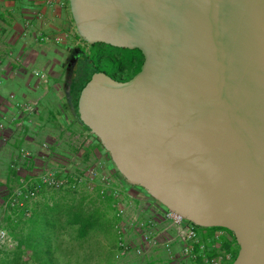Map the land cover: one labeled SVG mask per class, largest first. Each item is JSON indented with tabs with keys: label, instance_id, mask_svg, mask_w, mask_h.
<instances>
[{
	"label": "water",
	"instance_id": "water-1",
	"mask_svg": "<svg viewBox=\"0 0 264 264\" xmlns=\"http://www.w3.org/2000/svg\"><path fill=\"white\" fill-rule=\"evenodd\" d=\"M69 5L84 42L144 57L127 82L94 75L81 125L129 185L196 227L230 231L232 264H264V0Z\"/></svg>",
	"mask_w": 264,
	"mask_h": 264
},
{
	"label": "crops",
	"instance_id": "crops-1",
	"mask_svg": "<svg viewBox=\"0 0 264 264\" xmlns=\"http://www.w3.org/2000/svg\"><path fill=\"white\" fill-rule=\"evenodd\" d=\"M82 44L69 0H0V123L6 127L0 131V223L19 243L27 242L35 233L39 235L69 208L76 207L88 214L99 211L105 220H109L111 229L112 246L105 256V264H114L116 217L108 215L114 209L108 207L107 199L101 200L86 192L45 191L32 203L30 218L24 217L21 208L4 209L13 187L20 181V175H15L10 167L19 146L34 152L40 167L47 161L62 160L60 156L66 153L68 158L73 154L69 139L75 133L83 132L84 128L66 107L65 61L70 51L82 47ZM36 73L45 78L36 76ZM10 95H14L16 101ZM18 102L37 104L39 111L30 115L17 106ZM65 116L68 123H65ZM43 142L49 144L48 155L40 149ZM130 192L134 196L128 202L129 214L138 212L141 217H148L145 209L154 204L152 199L144 193ZM141 207L145 213L143 209L139 211ZM216 231L201 234L207 238ZM226 244L229 245L227 250L224 249ZM174 249L179 254L180 245H175ZM236 250L237 244L231 237L219 246V253L229 254L232 259ZM196 252L199 253L198 247ZM215 254L209 251L206 256ZM168 260L163 249H156L150 254L148 264H163ZM179 263L207 264L202 256Z\"/></svg>",
	"mask_w": 264,
	"mask_h": 264
},
{
	"label": "built area",
	"instance_id": "built-area-1",
	"mask_svg": "<svg viewBox=\"0 0 264 264\" xmlns=\"http://www.w3.org/2000/svg\"><path fill=\"white\" fill-rule=\"evenodd\" d=\"M81 41L86 43L82 39ZM36 76L45 78L39 73H36ZM10 98L15 100L14 95H10ZM17 106L30 115L39 111L37 104L18 102ZM5 128V124L0 123V131ZM95 140L97 138L85 129L81 133H75L68 142L74 156L53 162H48L46 157H43L47 162L42 167L38 164L34 152L23 145L19 146L10 167L15 175H20V181L13 187L4 209L21 208L24 217L30 218L32 203L45 191L86 192L101 200H113L116 217L114 231L117 236L114 264H148L150 254L156 249H163L169 258L168 262L163 264H180L181 260L187 262L189 259L196 260L199 256H202L207 264H229L232 261L229 254L219 253L221 243L231 237L224 230H217L204 238L195 225L154 200V204L145 209L148 217H141L138 212L129 214L128 202L134 195L129 190H124L116 176L119 173L109 166V163H112L110 157L103 147L97 146ZM40 149L47 155L50 153L49 144L46 142L41 144ZM143 208H139V211ZM145 210L143 209L144 213ZM178 244L179 254L174 249ZM17 247L18 242L0 223V251H13ZM196 247L199 248V253L196 252ZM209 251L216 254L207 257ZM26 255V264H32Z\"/></svg>",
	"mask_w": 264,
	"mask_h": 264
},
{
	"label": "trees",
	"instance_id": "trees-1",
	"mask_svg": "<svg viewBox=\"0 0 264 264\" xmlns=\"http://www.w3.org/2000/svg\"><path fill=\"white\" fill-rule=\"evenodd\" d=\"M89 46L90 50L88 51L82 47L73 48L70 51L71 62L69 61L70 65L68 72L66 73L64 86V92L67 97V110L71 111V114L76 118L80 125L81 122L78 109L84 89L91 82L94 75L98 73H108L104 71L100 65L101 59L107 57L113 63L120 59L119 56L114 55L113 53L96 54L94 52L97 47L103 48L111 46L105 44H93ZM93 56L97 57V61L92 59ZM126 67L127 65H122L120 66V69ZM120 69L118 68L116 72H119ZM107 75L112 77V74ZM68 82H70V84H68ZM68 85H70L69 93L66 92V87ZM84 129L87 130L86 128ZM97 141L99 142L98 139ZM106 203L109 208L113 209V200L111 198H108ZM103 217L104 216H102L99 211H94L88 214L82 209H76V207L69 208L65 213L62 212L57 220L50 222L45 229L40 231L41 233L39 235L35 233L29 237L27 242L20 241L15 250L0 251V264H26V252L31 253L28 261L32 264H70L72 260H74L75 264H80L77 258L73 259V257H69V255L73 254L75 251L74 249L69 251L68 247H64V243L60 241L61 232H65L68 228L74 227L77 235L76 239H78V241H83L90 232L104 233L108 237H111V229L109 227L110 222ZM216 230H224L228 232L236 243L235 237L230 231L223 228H216ZM228 248L229 245L226 244L224 249L227 250ZM237 248L238 249L233 255V259L229 264H232L237 258L239 251L238 245Z\"/></svg>",
	"mask_w": 264,
	"mask_h": 264
},
{
	"label": "rangeland",
	"instance_id": "rangeland-1",
	"mask_svg": "<svg viewBox=\"0 0 264 264\" xmlns=\"http://www.w3.org/2000/svg\"><path fill=\"white\" fill-rule=\"evenodd\" d=\"M82 48L86 49L87 51L90 50V46L87 43H83L82 44ZM135 50H129V49H117V48H112V47H103V48H99L97 47L95 49V53H113L114 55H117L121 58V60H117L115 63H113L111 60H109V58L104 57L101 59V67L104 71L108 72L109 74L116 72L117 68L120 69V66L126 64V60H129V58H131L135 52ZM94 53V54H95ZM92 59L94 61H97V57L93 56ZM67 60L65 61V66H67ZM116 67V68H115ZM66 69V68H65ZM49 72V70H47ZM120 72V71H119ZM66 112V111H65ZM69 119L65 116V123H68ZM98 144L97 146L102 147L100 145V143L95 140ZM68 154L66 153L63 156H60V158H62V160H67ZM70 156H74L72 155V153L70 154ZM110 168H113L114 171L116 172L115 167L113 166L112 163H109ZM118 180L120 181V183L122 184L124 190H133L136 193H144V191L139 188V187H135V186H131L129 185L127 182H125L123 180V178L117 174L116 175ZM108 215L112 217L115 215L113 210H110L108 212ZM198 231L200 233H203L204 231H212L215 230L216 228H199L197 227ZM76 231L75 228H68L67 231L65 232H61V238L60 241L64 243V247H68L69 251L72 249H74V253L69 255V257H73V259L77 258L78 261L80 262V264H105V256L106 254L110 251L112 243H111V239L110 237H108L106 234L104 233H92L90 232L89 235L82 240L78 241V239H76ZM238 249V248H237ZM26 257H30L31 253L30 252H26ZM70 264H75L74 260H72V262Z\"/></svg>",
	"mask_w": 264,
	"mask_h": 264
},
{
	"label": "flooded vegetation",
	"instance_id": "flooded-vegetation-1",
	"mask_svg": "<svg viewBox=\"0 0 264 264\" xmlns=\"http://www.w3.org/2000/svg\"><path fill=\"white\" fill-rule=\"evenodd\" d=\"M134 52H135V54L131 58H129V60H126V64H124V65H127V67L124 69H120V72L111 73L112 78H114L115 80H117L119 82H127L130 79H132L141 70L142 64L144 62V57L139 50H135ZM70 60L71 59H70V55H69L67 57V62H68L67 66L68 67L66 66L65 73L68 72L69 65L71 62ZM118 60H121V58ZM107 74H109V73H107Z\"/></svg>",
	"mask_w": 264,
	"mask_h": 264
}]
</instances>
